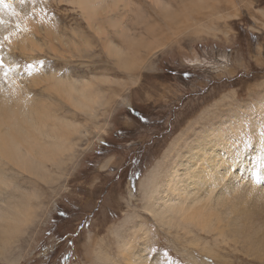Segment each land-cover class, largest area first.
<instances>
[{"label": "rangeland", "instance_id": "obj_1", "mask_svg": "<svg viewBox=\"0 0 264 264\" xmlns=\"http://www.w3.org/2000/svg\"><path fill=\"white\" fill-rule=\"evenodd\" d=\"M196 1L168 2L170 25L164 11L146 1L145 11L160 22L152 34L156 44L145 47L141 60H133L137 72L131 84L121 92L120 86L112 87V93L118 90L109 93L114 102L97 106V116L91 118L51 94L37 75L59 70L61 76L91 81L103 104L109 101L107 85L119 82L123 70L105 42L93 37L83 10L67 0H0V89L14 98L17 78L20 96H30L37 118L48 120L50 110L89 127L70 136L75 150L63 158L61 169L48 163L29 174L0 157V173L14 184L6 191L0 188V205L15 195L13 202L31 201L37 215L18 243L1 255L0 264H127L129 254L136 263V254L145 256L143 264H264L236 241L220 239L223 229L169 228L147 211L149 183L155 182L151 175L159 170L157 181H165L178 152H188L197 138L206 140L211 132L216 138L223 131L232 142L226 151L243 157L238 170L250 174L264 154V0H230L222 12L216 6L185 14L186 6ZM120 14H101L99 22L111 33L110 21L123 20ZM131 17L125 25L133 26L131 20L142 24L133 26L140 29L155 25L141 23L142 15ZM185 19L188 27L174 23ZM43 26L57 35L54 31L48 40V34L37 32L40 43L29 38ZM59 33L71 43H80L87 33L95 53L88 56L87 47L80 45L64 58L54 54L51 42L63 47L57 42ZM116 43L124 45L120 38ZM247 200L254 201L255 194ZM242 208L245 215L239 209L236 215L246 227L263 226L252 229L263 235L264 201ZM234 233L243 239L239 231Z\"/></svg>", "mask_w": 264, "mask_h": 264}, {"label": "bare ground", "instance_id": "obj_2", "mask_svg": "<svg viewBox=\"0 0 264 264\" xmlns=\"http://www.w3.org/2000/svg\"><path fill=\"white\" fill-rule=\"evenodd\" d=\"M67 1L73 4L77 3L78 7L83 10L84 16L88 22V28L93 34V37L103 40L108 50L113 52V54L109 52L111 54L110 56H114L113 58L115 60L113 62L117 60L119 66L122 67L123 76L118 74L119 76H117V78H119L120 81L113 85L111 84L113 81H110L111 86H109L110 84L107 85L109 87L107 90L109 101L105 98L108 102L104 105V101H102L104 99L103 96L95 91V85L93 86L94 83L91 81L85 80L83 82L76 77L61 76L59 70H54L51 73L48 72V74H46L47 72L45 71V73H37V75L38 78L41 79L42 86H46L51 94H54L60 100L68 103L69 106L77 111L88 113L91 118H95L97 116V106L107 107V104H112V102H114H110L112 98L111 94L118 90L114 89L112 93V87L120 86L122 90L119 89L120 91L118 92H121L131 84L130 82L137 72V69H134L136 63L133 62V60L135 59L136 62H138L139 59L141 60L145 47L155 43L157 36L152 34L155 33V28L160 22L156 14L150 15L145 11L144 7L146 6V1H150L152 6L149 5L150 8L158 10L159 13L160 10L164 11V15L162 16L165 17L167 22L169 21L170 25L172 17H170L171 11L169 13V3H171L172 0H146L145 2L144 0ZM225 1L227 4L231 3L230 0H197L195 3L186 6L184 13H188V16H190L193 12L203 11L204 9L207 11L210 8L215 9L216 6L219 11L222 12ZM232 7L234 6L232 5ZM177 9L178 8H176V10ZM110 12H121L120 15L123 19L119 21L110 19V28L113 29L111 33L107 30L108 28L106 29L102 26V23L99 22V16L101 14ZM177 12L179 11L177 10ZM131 14L136 18H140L142 15L141 23L148 20L147 22L155 25L146 26V28L143 26L141 29L133 27L134 25L142 26V24L133 23ZM171 15L173 16V14ZM188 16L186 17L185 15V17L189 19ZM128 17H131L129 21L131 20L130 23H132L133 26L125 25V20ZM177 18H175V20ZM174 23L177 24L178 27H180V25H183L182 27H188L190 24L186 23V19L185 23ZM181 30V28H177V32ZM54 31L51 30V27L43 26L36 30L35 33L29 34L28 36L30 39H33V41L40 43V41L37 40L38 37H34V34L37 32L38 34H48V40H50L53 32L54 34L56 33V30ZM196 31L198 30L196 29ZM148 34H151L149 35L150 39H152L151 43H147L144 40ZM56 35L57 34L54 36ZM59 37V40H57L58 38H54L57 42L59 41L63 47H59V44L57 43L58 45H56L54 42H51L50 45H52L54 54L59 52L62 58H64V53L71 54L77 52L76 49L80 45L87 47L89 52L88 56L95 53L93 41L90 40L91 38L89 39L90 36L87 33H82L80 43H75V41L72 43L68 42L60 33ZM116 38L123 40L124 45H122V47L121 43L119 46L117 45ZM170 38L172 39V37ZM82 39L85 40L82 41ZM56 40L54 41L56 42ZM23 44L27 47L25 41ZM124 47H126V49H124ZM137 48L138 50H136ZM72 72L76 74L79 73L76 70H72ZM115 73H117V71ZM112 76L115 75L113 74ZM14 80L13 84L16 90L11 93V95L15 96L14 98L8 96L0 89V157L10 160L13 166L19 170L23 171L24 167L29 174L32 173L33 169L45 167L48 163L57 165L58 169H61L64 165L63 158L68 154H72L75 150V144L70 136L79 134L82 127H84L83 130L88 131V124H82L81 127L79 124L68 119L60 118L50 110H47L48 120L37 118L36 113L29 106L31 102L30 96L24 98L20 96L21 90L19 88V80L17 78ZM125 101L127 100L124 98L123 102ZM92 120L94 121V119ZM91 126L94 128V123L91 122ZM212 136H214L213 132L209 135H205L206 140L197 138L188 145V152L183 154L178 152L172 171L166 180L162 181L163 183L157 181L161 176L159 170L151 175V180L155 182L151 183L150 181L149 183L148 198L150 205L147 211L151 215H155V219H157L156 216H159L160 220L169 228L204 229L207 231L223 229L220 233V239L224 237L232 239L241 244L243 248H246L247 252L254 254L256 258L259 257L260 259H264V254L262 253V250H264V234L260 235L252 230L263 229V226L250 223V225L246 227L242 218L236 215L238 209L245 215L246 212L242 208V205L251 203L252 206L257 205L258 207V204L264 201V154L255 165L252 174L245 170V168L239 171L238 165L243 157L226 151V149L231 147V140L226 139L223 131H220L219 136L216 138H212ZM13 186V181L11 179H6L3 174L0 173V188L6 191ZM254 194L255 200L248 201L247 198ZM12 196L14 199H11L9 203L0 205V258L14 241L18 243L20 236L28 231L26 228L30 224H33L35 218H37L35 207L31 201L16 203L13 201H17V196ZM135 197L136 196L132 193L130 194L131 200L135 199ZM125 224L127 223L125 222ZM229 227L235 229H227ZM235 230L239 231L243 236L242 240L234 236ZM252 232L256 234V237L252 235ZM220 239H218L219 241L217 240L219 243L221 242ZM130 247L131 245L128 247L129 252ZM138 255L139 254H136V263L133 259L131 261V256L129 254L126 257L127 264H138L139 262L143 264L146 257Z\"/></svg>", "mask_w": 264, "mask_h": 264}]
</instances>
